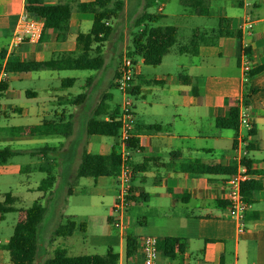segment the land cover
I'll use <instances>...</instances> for the list:
<instances>
[{
    "label": "crops",
    "instance_id": "1",
    "mask_svg": "<svg viewBox=\"0 0 264 264\" xmlns=\"http://www.w3.org/2000/svg\"><path fill=\"white\" fill-rule=\"evenodd\" d=\"M41 1L45 5L72 2L73 10L63 30L57 32L43 26L36 43H23L11 48V33L17 16L24 11L26 0H0V52H4L3 59H0V74H4L1 82L8 80L4 90L6 94L11 92L12 88L20 91L11 84L12 74L15 79L21 81L24 78L32 80L31 73L38 72H6L4 65L9 55L15 54L23 61L43 62L60 53L77 54V35L88 33L91 28L92 14L78 11L75 5L92 0ZM166 1L160 2L157 8L159 19L174 16L178 20V25H174L178 33L181 26L187 30L191 17H204L215 21L216 27L219 18L226 20L227 29L231 34L216 37L211 44L200 45L196 56L173 54L174 58L167 62L172 70L164 68L152 76L146 68L148 65H144L140 57L134 59L136 72L131 82L133 92H129V96L141 99V102L137 105L131 102L134 117L132 139H135L134 148L129 149L133 170L131 197L124 218L125 228L116 227L113 217H107L111 219L109 225L116 234L113 239H106V242L118 245V264H140L138 254L129 259L124 258L125 236L130 234L129 224L132 216H135L142 228L137 231V241L145 235L156 238L177 237L186 241V250L181 261L165 259L167 264H264V0H208L207 15L201 16L194 15L192 10L181 5L179 0L176 1L182 10L166 14ZM143 11H146L144 0H123V9L117 19L124 18V25L128 24L129 19L134 24V20ZM195 28L198 27L189 28V33ZM122 31L125 33L124 29ZM118 32L114 33L113 38ZM112 33L107 40L108 45L111 44ZM107 42L103 47V60ZM127 48L128 46L125 51ZM243 54L246 55L250 70L261 68L247 81L242 69ZM168 55L169 53L155 67L165 65L164 61ZM109 65L110 63L106 66ZM47 71L54 73L78 70ZM110 73L115 86L117 67ZM51 78L47 79L48 85L40 92L42 98L39 97V92L32 89L24 91L26 98L35 100L33 106H19L15 109L20 116L30 118V121L35 123L30 125L69 122L72 126L71 133L67 136L30 137L12 134L16 139L55 138L52 140V146L45 144L29 152L13 151L16 152L15 156L28 153L35 158V163L21 168L27 173H46L45 177L53 176L55 183L57 180L62 181L66 174V190L69 192L70 189L72 194L73 188L79 185L81 179H76V172L82 153H91L87 150L96 145L88 138L90 135H87L85 130L86 122L104 94L111 96L108 103L113 107V96L110 92H103L96 104L88 105L90 92L80 93L85 97L79 102L76 97L80 94L72 96L71 93L59 92L65 95L68 106L69 101L73 99L75 105L70 103L71 108L62 107L57 110L49 104V94L55 89L50 88ZM72 79L75 81L71 87L78 82L77 78ZM37 80L41 78L38 77ZM99 80H96V84ZM245 89L246 105L243 104ZM3 92L0 99L4 97ZM38 98L42 99L41 102ZM43 103L46 104L45 107ZM242 106L251 122L252 134L245 138V144L240 145L237 135L245 132L239 130V127L237 131L220 129L216 127L215 120L226 117L230 108L237 107L240 110ZM49 113L51 118H48ZM100 118L106 119L102 116ZM18 126L8 128L10 130ZM114 148L117 147H111V151ZM111 151L91 154H109ZM63 155L69 157L66 165L62 162ZM243 160L249 161V178L258 184V189L252 192L251 201L246 203L248 207L242 221V231H239V222L228 216L226 180L230 176L228 172L232 169L236 171L239 162L242 163ZM205 168H224L225 172L209 173ZM52 169L56 170L59 176H54ZM102 177L90 179L97 184V180ZM113 180L116 183V179ZM73 182L75 185L71 186ZM53 193L55 191L52 188L48 195L51 197ZM141 193L144 196L141 197ZM114 199L115 195L113 202ZM66 216H74L76 221L85 224L83 232L76 229L71 236L86 231L85 219L76 215ZM60 217L62 223L63 216ZM20 222L18 218L17 224ZM40 249L39 245V251ZM157 262H161L159 255Z\"/></svg>",
    "mask_w": 264,
    "mask_h": 264
},
{
    "label": "trees",
    "instance_id": "2",
    "mask_svg": "<svg viewBox=\"0 0 264 264\" xmlns=\"http://www.w3.org/2000/svg\"><path fill=\"white\" fill-rule=\"evenodd\" d=\"M76 0H73V2ZM166 0H144V9L153 6L157 2ZM183 6L189 7L194 15H207L208 0H179ZM75 8L93 16L92 25L88 33L78 34L76 45L78 53H60L51 59L43 62L23 61L15 54L7 57L4 70L9 73H28L39 70H78L96 71L103 67V47L112 33L110 21L117 19L123 9V0H92L86 3H76ZM73 10L72 2H64L56 5H45L41 0H26L24 11L33 18L43 20L44 28L53 31H62ZM159 15H151L143 11L135 20L134 26L143 28L132 34L131 47L127 50L126 56L134 62L135 58L140 57L144 65L158 66L163 57L167 55L171 48L176 45L175 53L178 55L196 56L198 47L202 44H211L216 37L228 36L231 33L227 29L226 20L219 18L217 27L211 29H192L185 41L178 39V29L174 25L167 26H147L146 23H153L159 19ZM238 35V34H237ZM246 52V51H245ZM4 52H0V59H3ZM261 68L249 70L245 73L246 81L258 73ZM74 79L68 78L61 82L62 88L71 87ZM88 82L86 83L88 85ZM157 83V82H155ZM7 88L6 82L0 84V97ZM129 92L132 94L131 88ZM26 95H28L26 93ZM85 97L80 94L76 97L79 102ZM111 100L109 94H104L101 100L93 109L90 118L86 122L85 130L87 135L117 138L121 127L120 108L115 105L111 107L108 101ZM243 104H247L246 89L243 92ZM106 117L100 118V117ZM216 127L220 129H231L237 131L238 128V108L232 107L228 115L215 120ZM72 131L71 123L44 122L40 125L18 126L10 129V132L18 136H46L63 135L67 136ZM252 131V130H251ZM252 132L249 133V135ZM135 139L130 141V149L134 148ZM16 152L8 147L0 149V164H5ZM120 163L119 150L114 148L109 154H91L86 151L82 153L81 162L76 172V179L93 178L106 176L116 179ZM243 165L247 168L250 175V165L248 160H243ZM206 172L224 173V168H205ZM236 171L232 169L228 174L232 175ZM55 178L45 177L36 190L42 195L52 191ZM75 182L71 184L74 186ZM258 189V184L252 179H247L241 185L242 199L249 203L252 192ZM71 193L69 189L68 194ZM144 196L143 193L140 194ZM19 198L11 193H5L0 202V212L19 211L15 203ZM227 204V203H226ZM46 208L37 200L24 210V219L15 225L12 235L2 249L9 255L11 264H35L39 256V243L37 230L44 217ZM111 224V219L107 218ZM83 232L84 222L76 221L74 216H64L63 221L52 232L51 241L56 237L71 236L75 230ZM124 258L129 259L137 253V237L127 234L124 240ZM157 250L161 259L181 261L185 250L186 241L177 237L157 238ZM118 252L112 247H107L103 255L88 254L68 256L62 249H55L52 257L44 258L40 264H118Z\"/></svg>",
    "mask_w": 264,
    "mask_h": 264
},
{
    "label": "rangeland",
    "instance_id": "3",
    "mask_svg": "<svg viewBox=\"0 0 264 264\" xmlns=\"http://www.w3.org/2000/svg\"><path fill=\"white\" fill-rule=\"evenodd\" d=\"M159 3L160 2H157L153 6L147 7L146 12L151 15H158L159 12H157V8ZM166 5L168 7V9L164 11L166 14L182 10V7L176 0H168L166 1ZM123 19L124 18L120 17L119 19L111 20L110 24L113 33L111 36V44L108 45V42L106 43V46L108 45V47L104 52L105 64L103 69L99 71H59L54 73L52 71L42 70L31 73L32 80L24 78L21 81L15 79L14 74L11 75L10 81L12 86L16 89H20V91L18 92L13 88L8 94L4 91V97L0 99V149L9 147L16 151L29 152L38 147L44 146L45 144L49 146L53 145L52 140L55 139L53 137L16 139L17 137L13 136L8 128L17 125L33 126L30 124H35L30 121V118L20 116V113H18L15 108L19 106L25 108L33 106L35 100L26 98L24 91L26 89H32L33 91L39 92V97L42 98L43 95L40 94V92L43 87L48 85L49 81L47 79L51 77L50 88L55 89L51 90L49 94L51 95V102L49 104L53 108L56 107L57 110L62 107L68 108L70 103L71 105H75L73 99L69 101L68 106L65 102L67 101L65 95H61L59 92L71 93L73 94L72 96L78 95L82 92H90L88 105L96 104L100 100L103 92H110L113 96L111 105H118L120 108L122 107L124 97L117 90L116 86H114V81L111 78L110 72H112L115 67L119 69L122 58L126 57V51L131 47L132 34L143 28V26L135 27L130 19L127 21L128 24L124 25L125 20ZM146 25H178V20L174 16L169 15L166 18L162 17L157 19L153 23H146ZM187 27L186 30L181 26L178 36L180 41H185L187 39L190 34L188 31L189 28H213L216 27V24L215 21L207 20L204 17H191L188 21ZM122 29H124L125 33H128H123ZM117 31L119 32L115 34V37L118 38H113L114 33ZM126 46H128V48L125 51ZM175 50L176 45L171 48L168 57L164 61L165 65H161L160 67L147 66L146 68H148L149 75L152 76L154 73H160L164 68L172 70V67L167 62L170 58H174L173 54L178 56V54L175 53ZM109 63L110 65L107 67L106 65ZM38 77H40L41 80H37ZM33 78L35 80H33ZM68 78H77V84L70 88L59 87L60 81ZM87 79H89L88 85L86 84L88 82ZM96 80H99L97 84ZM7 81L8 80H6V82ZM83 86H85V88H82ZM127 98L132 104L134 103L137 105L141 102V99H133L130 96ZM41 100L42 99L39 101L41 102ZM43 105V107L46 106L44 103ZM57 112L59 114L61 113V111ZM48 116V118H51L50 113ZM88 138L96 143L94 147L87 150L91 153H108L111 151V147H117V150H119L117 138L112 139L102 136H88ZM98 143H100V146L102 147H100ZM62 159V162L65 165L69 162L68 155L67 157L63 155ZM33 163H35V158L27 153L10 158L6 164H0V202L3 199L4 194L7 192H10L20 200L13 205L19 211L7 213L0 212V238L8 241L15 225L18 223V218L22 222L24 219V210L38 200L41 205L46 208V212L37 230V239L41 249L35 264H40L44 258L52 257L55 249L64 250L68 256L88 254L103 255L108 246H111L113 250L117 251L118 245L116 243L106 242V239H113L116 234V231L107 222V217H113V196L115 195L114 193H116L114 190L116 191L117 189L113 178L102 177L97 180V184L93 179L81 178L79 180V185L73 188V193L68 194L65 184L67 183V176L64 174L62 181L57 180L55 183L53 187L55 193H53V196L50 197L46 194L42 198V193L37 191L36 187L39 182L45 178L46 173H27L24 169H21L23 166L32 165ZM52 174L57 177L58 172L52 169ZM66 215H76L85 219L86 231L84 233H75L70 237H56L51 241L52 232L61 223L60 216H63L64 218ZM129 225L128 232L134 236L138 233L137 231L142 229L135 216H132ZM160 259L161 258L159 257V261ZM0 264H11L8 252L4 249L0 250ZM159 264H167V260L161 259Z\"/></svg>",
    "mask_w": 264,
    "mask_h": 264
},
{
    "label": "built area",
    "instance_id": "4",
    "mask_svg": "<svg viewBox=\"0 0 264 264\" xmlns=\"http://www.w3.org/2000/svg\"><path fill=\"white\" fill-rule=\"evenodd\" d=\"M44 26L43 20L40 18H33L25 11L17 16L14 24L9 46L16 48L23 43H36L42 33ZM242 69L244 73L250 70L247 65L246 55L243 54ZM136 72V64L129 57H124L121 60L118 75L115 81L117 90L123 95L124 101L120 108L121 127L118 134V146L120 163L118 174L116 176V194L113 202V219L114 225L118 228H125L124 218L126 210L130 203L131 197V181L133 170L130 163V141L133 136L134 117L132 111L131 101L128 100L129 89L131 82ZM4 74H0V82ZM246 80V79H245ZM238 127L245 133H238L237 140L240 145L245 144V138L252 130V125L249 120L246 109L242 106L238 110ZM249 179L247 168L239 162L236 172L230 175L226 180L227 185V209L228 216L237 220L240 224L239 231H242V221L245 216L248 205L242 199L241 185L244 181ZM7 243L6 240L0 238V250ZM140 257V264H158V250L157 238L151 235H146L137 241V253Z\"/></svg>",
    "mask_w": 264,
    "mask_h": 264
}]
</instances>
